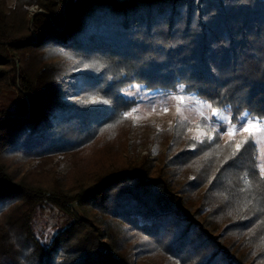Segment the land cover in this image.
<instances>
[{
	"label": "trees",
	"instance_id": "16d2710c",
	"mask_svg": "<svg viewBox=\"0 0 264 264\" xmlns=\"http://www.w3.org/2000/svg\"><path fill=\"white\" fill-rule=\"evenodd\" d=\"M132 86L264 118V0H0V264H264L254 141L139 158Z\"/></svg>",
	"mask_w": 264,
	"mask_h": 264
},
{
	"label": "rangeland",
	"instance_id": "374dc122",
	"mask_svg": "<svg viewBox=\"0 0 264 264\" xmlns=\"http://www.w3.org/2000/svg\"><path fill=\"white\" fill-rule=\"evenodd\" d=\"M8 1L11 2L12 0ZM29 11L32 12L34 9L31 8ZM123 96L135 101L134 106L128 112L131 115L127 116L131 123L128 138L134 144V146L132 144L134 149L130 153L137 154L139 158L147 157L154 161L155 165H159V159L167 153V145L173 143L172 137L169 136L171 132L175 138L183 140V146L186 149L188 147L189 150L195 148L186 142L187 139L194 141L191 143H197L199 147L201 144L205 145L202 148L205 154H208L206 150L213 143L210 140L215 137L219 138L222 144H225L230 141L236 143L237 139L248 135L247 132L243 131L237 132L231 138L227 135L229 128L233 126L236 129L247 126L248 117L245 116L246 113L240 116L238 124L232 125L228 113L216 110L217 114L213 115L212 108L206 107V103L190 94L178 92L177 94L161 95L156 91H147L139 86H132L123 91ZM180 98H183V104L179 103ZM0 104L5 105L9 110L13 107V102L8 97H0ZM177 108L180 109L179 113ZM179 140L175 143L182 142ZM254 143L257 148V168L261 174V165L264 164V140ZM171 149H173L172 152L176 151V144ZM70 163V161H60L55 166L53 165L54 167L51 166V163H48L43 170L31 163L25 165V169L33 167V172H36L39 176L45 173L48 175L52 170L63 174L70 168ZM65 224L66 219L63 215L55 209L45 207L36 213L33 220V229L37 236L46 238L56 230L63 228ZM250 264H253V262Z\"/></svg>",
	"mask_w": 264,
	"mask_h": 264
},
{
	"label": "snow or ice",
	"instance_id": "6c2138e0",
	"mask_svg": "<svg viewBox=\"0 0 264 264\" xmlns=\"http://www.w3.org/2000/svg\"><path fill=\"white\" fill-rule=\"evenodd\" d=\"M182 87V86H181ZM92 102H96L93 100ZM180 104L184 103L183 98H180L179 100ZM208 108H212V105L208 104L205 105ZM135 111V110H133ZM180 109L177 108V112L179 113ZM212 114L216 115V109H212ZM131 113H127L126 116H130ZM247 114H245L246 116ZM118 121L117 123H119ZM213 131H215L213 129ZM239 131L247 132L248 133V138H250L252 141L257 142V141H262L264 140V118L261 119H256L255 117H251L247 119V126H242L241 129H236L234 126L229 128L227 135L231 138L234 134H236ZM211 139V137H209ZM247 140L241 141L236 145V150L239 151L242 144L246 143ZM261 174L264 176V164L261 165Z\"/></svg>",
	"mask_w": 264,
	"mask_h": 264
}]
</instances>
